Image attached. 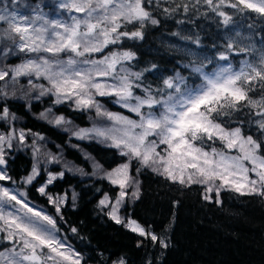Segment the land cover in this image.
I'll return each instance as SVG.
<instances>
[{
  "label": "snow or ice",
  "instance_id": "1",
  "mask_svg": "<svg viewBox=\"0 0 264 264\" xmlns=\"http://www.w3.org/2000/svg\"><path fill=\"white\" fill-rule=\"evenodd\" d=\"M19 4L20 0H0V182L17 183L9 175V164L15 159L14 152L29 149L31 170L21 183L32 184L41 175V165H45L47 178L37 191L47 197L63 219L61 206L67 202L68 193L50 195L48 185L63 179L66 172L98 176L115 189L114 196L103 194L97 204L100 211L117 225L164 248L168 247L165 239L137 220L121 215L129 201L141 197L140 181L132 175L133 169L137 175L149 169L182 186L205 185L204 199L211 200L209 194L215 191L218 204L222 188L264 197V48L241 44L244 38L239 32L226 34L223 50L213 43L214 55H198L184 48V54L192 59L182 67L200 82L190 83L188 77L176 72L163 79L162 87L155 88L146 85L144 79L158 65L130 70L125 62L136 58L132 51H113L102 59L92 58L124 38L143 40L146 26L160 23L153 12L162 4L170 5L163 7L168 16L181 9L185 14L190 8L199 11L198 6L205 5L222 18L220 23L228 29L234 15L249 18V14H255L264 21V0H58L55 18L44 13L39 3L31 7V14L22 13ZM227 8L233 13L225 11ZM129 26L134 30H127ZM254 26L249 24L248 28ZM171 35L201 46L198 35ZM233 54L257 59H242L235 67L229 59ZM10 57L20 62L7 63ZM257 91L259 99L252 95ZM45 96L54 98L53 105L69 103L74 111L94 109L97 119L111 123L78 128L63 114L57 115L53 107L39 112L36 119L70 133L69 142L72 137L97 139L118 149L127 159L105 170L85 153L93 168L87 173L63 161L62 156L43 150L39 142L45 137L31 129L17 128L20 117L9 102L23 101L22 106L31 113L33 102ZM96 97H114L113 103L138 119L107 110ZM244 109H248L247 122L255 125L258 137L244 133L243 120L239 126L228 127L218 119ZM217 141L222 147L215 146ZM233 150L237 154L230 155ZM49 164L62 165V170L49 171ZM76 198L73 190L71 199ZM8 207L12 210H6ZM58 231L56 220L43 209L30 206L24 191L13 193L0 186V233L6 234L0 235V242L6 240L11 245L0 250V264H81L80 253L59 239ZM76 231L72 228L73 233ZM111 264H126V260L120 257Z\"/></svg>",
  "mask_w": 264,
  "mask_h": 264
},
{
  "label": "trees",
  "instance_id": "2",
  "mask_svg": "<svg viewBox=\"0 0 264 264\" xmlns=\"http://www.w3.org/2000/svg\"><path fill=\"white\" fill-rule=\"evenodd\" d=\"M169 6L162 4L155 9L153 15L160 23L155 26L148 24L143 40L124 38L120 44L110 45L105 50L134 52L136 58L127 62L132 71H139L152 63L157 64L158 68L146 73L144 79V83L151 84L153 88L162 87L163 79L174 76L176 72L188 77L190 83L198 84L199 79L182 67L192 59L182 49H192L198 55H214L213 43L220 50H223L226 43L224 25L220 23L222 18L208 10L207 6L199 5V11L190 8L187 14L181 9L168 16L163 12V7ZM225 11L233 13L230 8ZM233 19L244 32L251 33L258 49L264 48V21L255 14H249V18L234 15ZM249 24L255 26L249 29ZM127 30L134 29L129 26ZM173 32L184 36L198 35L201 46L197 47L171 35ZM245 56L233 54L229 59L237 67ZM252 95L259 99L260 93L257 91ZM99 100L106 109L130 113L113 103L112 98L101 97ZM23 103L9 102L11 110L20 117L16 123L43 135L50 151H59L66 160L80 166L85 172L92 173L85 153L103 165V168L113 167L126 159L116 148L101 146L93 140L71 138L69 142L68 133L35 118L45 108L53 107L57 115L63 114L71 119L75 127L85 126L86 115L74 111L69 104L53 105L49 97H43L41 101L33 102L32 112L29 113L22 106ZM247 112L248 109H244L232 117L218 119L223 120L228 127L239 126V121L243 120L244 133L258 137L255 125L247 122ZM215 146L222 147L218 142ZM26 150L17 152L8 167L9 175L16 182L31 166V158ZM132 175L140 181L141 197L135 202L129 201L121 214L137 220L143 227L165 239L168 242L167 248L117 225L98 209L97 203L105 192L110 196L115 193L113 186L98 176L65 173L63 179L54 181L47 188L50 193H68V200L61 207L63 219L54 212L48 199L37 191L41 178L28 186L24 187L22 183L19 186L25 188L30 200L45 207L54 216L59 233L80 253L81 264H111V260L120 257L125 258L126 264H264V197L241 195L224 188L220 191L218 204L215 202L216 194L211 195V200L204 199L205 188L201 184L182 186L149 169L142 170L139 175L133 169ZM73 190L77 193L75 201L71 199ZM72 228L77 231L73 233ZM138 242L141 243L140 247H137Z\"/></svg>",
  "mask_w": 264,
  "mask_h": 264
},
{
  "label": "rangeland",
  "instance_id": "3",
  "mask_svg": "<svg viewBox=\"0 0 264 264\" xmlns=\"http://www.w3.org/2000/svg\"><path fill=\"white\" fill-rule=\"evenodd\" d=\"M37 3H39V4H41L42 6H43V12L44 13H46V14H49V16H50V18H55V16L59 13V10L55 7V5L58 3V0H42V1H40V2H27L26 0H20V4L18 5V8H19V10L22 12V13H26V14H31V7L32 6H35ZM25 5H28L29 7H25ZM64 15H66V14H64ZM0 27H3V25H0ZM223 28H224V32H225V34H227V35H232V36H234L235 35V33L236 32H239L240 34H241V37H243L244 39H242L241 40V44H243V45H249V44H254L255 45V47L258 49V45H256V43L254 42V40H253V37H252V35H251V33H246V32H244L243 31V29H242V27L238 24V23H233L232 25H229V28L228 29H225V27L223 26ZM238 39H240V38H238ZM110 46V45H109ZM108 46V47H109ZM106 50V49H105ZM104 50V52L100 55V56H98V54H100V53H94L93 54V57L92 58H94V59H102L103 58V56L104 55H108L110 52H113V51H111V50H109V51H105ZM116 52H118V51H116ZM66 58V57H65ZM245 58H247V59H249V60H256L257 58L256 57H254V56H245ZM244 58V59H245ZM20 61H19V59L18 58H16V57H10L9 58V60L7 61V63H19ZM126 63V66L128 67V65H127V62H125ZM239 65H240V63H239ZM239 65L237 66V67H239ZM119 67V66H118ZM209 70H210V68H209ZM99 79H104V78H99ZM26 82V81H25ZM40 82H42V83H46L45 81H40ZM45 97H49L50 99H51V101L54 99L53 97H50V96H45ZM99 98H101V97H96V99L97 100H99ZM115 98L114 97H112V100H114ZM100 101V100H99ZM100 103L102 104V102L100 101ZM66 104H69V103H67L66 102ZM103 105V104H102ZM118 105V104H117ZM104 106V105H103ZM105 108V107H104ZM107 110H109V111H112V112H118V113H122L121 111H118V110H111V109H107ZM147 109H145V111H146ZM43 111V110H42ZM80 112H82V113H84L85 115H86V117H87V124L85 125V126H80V127H78V128H91L92 126H93V124L94 123H96V124H98V125H100V126H106V125H109L111 122L110 121H107V120H101V119H97L96 118V112H95V110L94 109H92V110H88V111H80ZM123 115H126V116H129L130 118H132V119H138V117H136L135 116V114H133V113H129V114H124V113H122ZM74 124V123H73ZM16 127L17 128H20V126H19V124L18 123H16ZM68 135L70 136V133H68ZM72 138H75V137H72ZM30 140H31V137H29V142H30ZM75 140H77L76 138H75ZM91 140H93V141H95V142H97V139H91ZM87 141V140H86ZM218 143H219V141H217ZM41 145H43L44 146V148H43V150H46V151H50L47 147H46V145H45V142L44 141H40L39 142ZM98 144H100L101 146H104V147H106L105 145V143H99V142H97ZM108 143H110V141L108 142ZM118 150V149H117ZM25 151V150H24ZM225 151H228L227 149H225ZM21 152H23V151H21ZM52 154H54V155H58V156H62V158H63V161H65V162H69L68 160H66L64 157H63V155H62V153H60L59 151H50ZM118 152H119V150H118ZM17 152H14L13 153V155H15ZM26 153L30 156V158H31V165H32V157H31V151L29 150V149H27L26 150ZM230 155H235V154H237L236 152H235V150H233L232 152H230L229 153ZM127 159V158H126ZM125 159V160H126ZM124 160V161H125ZM123 161V162H124ZM70 164H72L71 162H69ZM88 163H89V166H90V168H91V171H93V168H92V161L91 160H88ZM120 163H122V162H119V163H117L116 165H114L113 167H109V168H105L104 167V169L105 170H110L111 168H114V167H116L117 165H119ZM72 165H74V164H72ZM76 168H81L80 166H77V165H74ZM45 168V165H41V175L40 176H38L37 178H36V180H38L39 178H41V181H39V183L37 184V188H39L44 182H45V180H46V178H47V173L43 170ZM47 169L49 170V171H53V172H59V171H61L62 170V165H57V164H49V165H47ZM30 170H31V166H30V168H29V170H28V172L25 174V175H23L22 177H24V176H26L29 172H30ZM66 173H71V174H77V175H80L78 172H76V173H74V172H66ZM81 176V175H80ZM21 177V178H22ZM35 180V181H36ZM35 181H33V182H35ZM19 183H21V179L16 183V184H12L11 182H8V181H3V182H0V186H4V187H7V188H9L10 189V191H12L13 193H18L19 191H24L25 192V186H28V185H24V184H22L24 187H20L19 186ZM217 183V185H219V181H217L216 182ZM30 185V184H29ZM50 185H48V187H49ZM203 186V188H205L206 186L205 185H202ZM222 189H224V188H222ZM221 189V190H222ZM50 195H53V196H57V195H63V193H50V192H48ZM40 194V193H39ZM212 194H216L215 193V191H213L212 193H210L209 195L211 196ZM46 197V196H45ZM103 197V196H102ZM101 197V198H102ZM47 198V197H46ZM100 198V199H101ZM99 199V200H100ZM27 201H28V203H29V205L30 206H35L37 209H43L47 214H49V215H51L53 218H54V216L51 214V213H49L48 211H47V209L45 208V207H43V206H41V205H39V204H37V203H35V202H33L32 200H30L29 198H28V196H27ZM99 202V201H98ZM13 204L15 203V202H12ZM50 204V203H49ZM98 204V203H97ZM51 206H53L52 204H50ZM65 205V204H64ZM64 205H62L61 207H63ZM16 207H19L18 205H16ZM53 209H54V212L56 213V210H55V207L53 206ZM99 209V208H98ZM6 210H12L11 209V207H8V208H6ZM100 210V209H99ZM122 215V214H121ZM55 219V218H54ZM0 235H6V234H4V233H0ZM57 235H58V238L59 239H61V240H63L67 245H69L72 249H74L76 252H78L75 248H73V246L72 245H70V243L67 241V239L63 236V235H61L60 233H59V231H58V233H57ZM11 245L5 240V241H3V242H0V250H3L4 248H6V247H10ZM79 253V252H78ZM81 262H82V260H81Z\"/></svg>",
  "mask_w": 264,
  "mask_h": 264
}]
</instances>
